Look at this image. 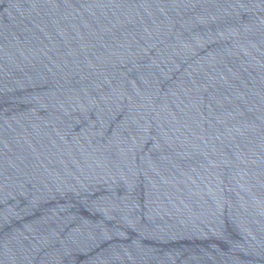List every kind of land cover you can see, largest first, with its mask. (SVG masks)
Returning <instances> with one entry per match:
<instances>
[{
  "label": "water",
  "instance_id": "obj_1",
  "mask_svg": "<svg viewBox=\"0 0 264 264\" xmlns=\"http://www.w3.org/2000/svg\"><path fill=\"white\" fill-rule=\"evenodd\" d=\"M0 264H43L23 120L19 0H0Z\"/></svg>",
  "mask_w": 264,
  "mask_h": 264
}]
</instances>
